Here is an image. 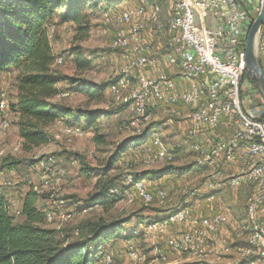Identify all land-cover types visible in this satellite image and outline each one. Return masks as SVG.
<instances>
[{
    "label": "rangeland",
    "instance_id": "374dc122",
    "mask_svg": "<svg viewBox=\"0 0 264 264\" xmlns=\"http://www.w3.org/2000/svg\"><path fill=\"white\" fill-rule=\"evenodd\" d=\"M241 1L245 5L248 4V8L259 9L260 12L262 0ZM119 2L121 3L119 7L128 8L131 0H119ZM107 5L106 0L99 2L94 12H87L91 25V36L86 41L76 40V28L71 23L59 24V21H55L50 27V40L55 57L51 70L67 79L66 82L58 85L60 93L52 100V103L85 112L106 111L111 115L96 121L95 126L90 130H84L82 122L74 125L68 118L58 120L47 130L50 143L27 151L20 137L18 115L12 110L18 94V74L11 72L4 80L5 91L0 92L5 94L4 102L7 101L5 120L8 124L7 131L0 134L1 189L10 203V214L16 223H20L22 198L30 189L37 188L41 195L39 207L45 212L47 220L46 227L57 230L62 236L69 235L71 239L79 238L85 232L86 227L92 223L112 219L132 220V224L124 226L131 231L127 235L136 230L135 235L141 234V236L136 239L131 238L129 241L124 240V246L120 250L108 248L106 255L111 256V264H169L171 262L197 264L199 261L191 257L188 252L178 251L176 254V251L169 247L168 239L161 233L156 234V230H151V225L166 220L168 216L177 210L180 211L183 207L196 206L195 202L191 205L185 204L189 199L192 200L193 196L184 195L182 199L184 193L189 195L194 193V198L203 200V202L208 200L209 196L214 198L212 194L207 196V193L202 190L203 182H206V176L211 172L196 165L197 154L194 150L196 142L182 130L184 120L169 117L161 110L158 113L156 109H151L152 117L149 121H137L132 103L122 104L111 95V87L121 84L125 75L128 74L131 84L125 87L124 93H128L133 87L138 88L141 76L139 73L131 72V65H125L123 49L118 51L112 49L113 42L120 33L115 27L118 26V18L115 15L119 13V10L111 8L104 11ZM149 8L151 14L146 16L147 26H154L160 20L158 17L161 14V8L159 5H152ZM153 8H158L160 11L154 18L152 17ZM259 12L253 11L255 19ZM261 31L263 34L264 26ZM126 32L130 44L128 49H135L137 38L134 37L132 31ZM167 37L169 42H167L166 53L173 55L177 61L176 65H169L173 70L178 71L180 78L181 58L171 51L169 47L171 37L169 35ZM78 57L91 61V66L81 67L78 64ZM122 66H124V73H122ZM248 73L246 78L250 79L252 85L251 95H258L254 105L264 110V96ZM109 83L113 84L102 88ZM77 87H81L83 92H76ZM1 101L0 97V103ZM150 125L153 127L151 131L154 135L150 136L151 142H148V136L143 144L146 145L148 142L145 146L146 152L143 151V145L138 148L132 147L111 170L105 171L116 152V144L141 136ZM68 130H71V133ZM98 133L111 136V139L106 140L109 146L95 142L94 138ZM156 137H158V143L165 146L164 148L170 154L177 156L173 157L174 161L160 162L157 160V154L161 151L160 147L159 152H156V157L145 160L148 154L154 151L151 145L155 143ZM77 157H80L79 160L76 159ZM10 161H21L26 166L33 165V168L29 171L23 168L10 172L6 166ZM194 164V168L190 167ZM151 171L166 172L163 175L164 180H161L162 184L154 187L156 191L154 188L150 191L155 195L157 190H161L168 196L166 201H160L156 195V198L153 197L152 201L147 203L136 191V183H143L147 186L144 180H136V176L145 175ZM110 181L114 182V187L108 191L110 194L121 195L119 201L111 205L95 202L100 193H104L103 188ZM46 182L49 184L44 186ZM199 190L202 191L198 192ZM225 196L223 201L235 210L233 193L227 192ZM205 207L206 204L203 203V207L199 209L200 213L205 211ZM223 211L229 213L230 210L226 208ZM48 215H51V221ZM163 215L167 216L157 220ZM246 226H249L248 222ZM127 242L133 243L135 260L126 259ZM111 244L108 243L107 246ZM215 255L216 253L213 252L202 263L211 264Z\"/></svg>",
    "mask_w": 264,
    "mask_h": 264
},
{
    "label": "built area",
    "instance_id": "2783aa9c",
    "mask_svg": "<svg viewBox=\"0 0 264 264\" xmlns=\"http://www.w3.org/2000/svg\"><path fill=\"white\" fill-rule=\"evenodd\" d=\"M244 6L241 0H176L169 19L164 22L161 18L154 26L146 23V16L151 14L149 5L119 9L115 15L118 26L115 27L120 39L115 44L125 51V65H131V72L141 76L136 95L143 96L144 116L149 120L152 117L149 108L155 105L169 117L186 118L196 130L215 133L223 125L232 131L228 138L216 139L209 145L196 142V161L213 163L214 178L206 179V187L224 185L237 190L249 186L247 205L254 206L259 225L264 226V110L255 107L258 95H251L252 85L246 78L247 37L255 21L252 13L259 9ZM211 14L218 15L221 29L209 28L199 21L200 17ZM124 31H132L137 38L135 49H128ZM153 32L160 38L163 32H171L172 42L180 50L184 62L183 78L149 75L150 71L158 72L160 66L173 71L167 53L153 49L149 36ZM258 52L264 69L261 48ZM119 95L117 93L118 101ZM177 107L188 109L187 116L177 111ZM245 116H252V124H245ZM134 121L136 124L135 118ZM3 123L4 119L0 129ZM251 138L259 139V148H251ZM151 146L154 151L145 160L153 159L159 152L158 137ZM172 157L177 156L168 155ZM222 163L236 165L234 175L226 177L216 171ZM137 190H142V197L161 195V190L154 195L147 186ZM214 202H208L210 215H202L199 208L192 206L187 215L173 222V226L156 228V234H163L169 244H175L176 254L179 250L196 247L197 251H207L208 256L209 250H215L214 238L219 234L215 233V224H222L223 229L230 219L229 213L216 212L212 206ZM238 235L239 229L236 239ZM127 244L126 259L135 260L133 243ZM233 264H264L263 242H258V250H252V257L233 258Z\"/></svg>",
    "mask_w": 264,
    "mask_h": 264
},
{
    "label": "trees",
    "instance_id": "16d2710c",
    "mask_svg": "<svg viewBox=\"0 0 264 264\" xmlns=\"http://www.w3.org/2000/svg\"><path fill=\"white\" fill-rule=\"evenodd\" d=\"M102 1L105 0H0V76L11 72L18 74V94L12 110L18 115L19 133L27 151L49 144L47 130L58 120L68 118L74 125L82 122L84 130H90L96 121L111 115L106 111L85 112L52 103L60 93L58 85L67 79L51 70L55 57L50 27L55 21H59V24L71 23L76 28V40L86 41L91 36L87 12H94ZM106 1L108 5L104 11L121 4L119 0ZM77 60L83 68L92 64L86 58L78 57ZM248 75L256 84L252 75ZM113 83L102 88L110 87ZM75 90L83 92L81 87ZM152 129L150 125L141 136L116 144V152L105 171L111 170L127 150L142 146L147 137L153 134ZM99 133L95 135V142L109 146L106 140L111 136ZM6 166L10 172L33 168V165L26 166L21 161H10ZM194 167L195 164L192 165ZM164 174V171H151L143 176L158 179ZM113 184V181L107 183L103 188L104 193H100L95 202L111 205L119 201L121 195L108 191L114 187ZM40 197L37 188L30 189L23 196L21 222L16 223L0 185V264H106L105 259L109 256L106 254L110 248L108 243L129 241L141 236L135 235L136 230L127 235L131 231L124 226L132 224L130 219L89 224L77 239L62 236L57 230L46 227L45 213L39 207Z\"/></svg>",
    "mask_w": 264,
    "mask_h": 264
},
{
    "label": "crops",
    "instance_id": "0c3cea01",
    "mask_svg": "<svg viewBox=\"0 0 264 264\" xmlns=\"http://www.w3.org/2000/svg\"><path fill=\"white\" fill-rule=\"evenodd\" d=\"M175 1L176 0H131V2L128 4H129V7H139V6H144V5H149V6L159 5V7L161 8L160 19L162 18V20L164 22H166L169 19V16L172 12ZM119 6L120 5L117 4L114 7H112V9L113 10H119V9L122 10L125 8V7H119ZM246 7H248V6H246ZM252 15H253V13H252ZM201 20L209 28H213V29H221L222 28V23L219 20V17L217 14L206 15L202 19L200 17L199 21H201ZM149 36H150V40L152 41V44H153V49L155 51H159L161 53L166 52L168 37H167L165 32H163V37H161V38L157 33H154V32L152 34L150 33ZM118 37H120V33H119ZM124 38L128 40L126 31H124ZM176 63H177V61L174 63L169 61V64L173 65V66L176 65ZM157 74H165V75L170 76L172 78H174V77L179 78V73L177 70L172 71L170 69H167V67H165V66H160L158 69V72H154V71L149 72L150 76H156ZM7 75H10V73L2 74L0 76V87H1V90H3V91H5V88H6V87H4V85H5L4 80H6ZM180 78H182L181 73H180ZM121 102H122V104H125V102H123V101H121ZM151 109H156V111L158 113L160 111V109L158 107H156L155 105L150 106V108H149L150 112H151ZM176 110L180 111L181 114L184 115V117H186L187 114L189 113V110L184 108V107H177ZM182 120H184V122H183V126H181V127H182V130L185 131L184 133L187 134L191 140H193L195 142L203 143L205 145L211 144L216 139L228 138L232 134V131L223 125L220 126L219 129L215 133H211V132H207L205 129L196 130L195 127L192 125V123L189 120H187L186 118H182ZM151 137H152V135H151ZM151 137L148 138V142H151V140H152ZM148 142L146 143V145H143V147H142L144 152H146L145 146L148 145ZM190 167H192V165ZM202 169L206 170V168H202ZM207 170H209V169H207ZM236 170H237L236 165L222 163V164H220V166L218 167V169L216 171L221 172L226 177H228V176L230 177V176L234 175ZM209 171L211 172V170H209ZM210 174L212 175V173H210ZM210 174L208 176H206L207 179L210 178V176H211ZM143 175L136 176L137 177L136 179H139L140 177H142L141 180H144L146 182L145 184L147 185V187L150 191L152 188L161 185L162 184L161 180H164L163 178L165 177V176H163L160 179L159 178L158 179H151V177H149L147 175L146 176H143ZM201 176L204 177L203 175H201ZM205 183L206 182H203L204 186H202V188H203L202 190L207 193L206 194L207 196H209L210 194H212L214 196L215 202H214V205H212V206L215 208L216 212L223 211L226 208L230 210L229 211V213H230L229 222L224 226L223 229H222V224H221V226L217 232L219 234L214 238L215 250H212L210 255L213 252H215L216 255L210 263L211 264H233V259H232L233 257L234 258L252 257V250H254V249H252L248 245L247 233L243 234L240 230L241 227L247 225V215H246V211H245V205L247 202L246 197H247V195L250 194V191H251L250 187L249 186H243L242 188L237 189V190H233V189H229V188H225V189H221V190H211L205 186ZM202 190H199L198 192H201ZM155 191H156V189H155ZM198 192H197V194H199ZM227 192L233 193L232 198H233L235 210H233L231 206L227 205L223 201V198ZM184 195L186 197L193 196L192 200L189 199V201H186L185 204L189 203V205H191L192 202H195L196 207L200 209V207L201 208L203 207V203H204V204H206L205 211L202 212L201 214L202 215H210L211 214V206H209L207 200H205L204 202H203V200H197L196 198H194V193L190 194V195L184 193V194H182V196H183L182 199H184V197H185ZM242 202H243V204H242ZM188 207L189 206H186L183 208H188ZM166 216L167 215L160 216V218H158L157 220L164 219ZM237 229H239L238 239H236ZM123 242H124V240H120L117 243H114V244L112 243L110 248L114 249L116 251L120 250L124 246ZM182 252H184V251H182ZM191 257L196 259L194 256H191ZM169 264H178V263L171 262ZM197 264H199V262H197Z\"/></svg>",
    "mask_w": 264,
    "mask_h": 264
},
{
    "label": "bare ground",
    "instance_id": "6f19581e",
    "mask_svg": "<svg viewBox=\"0 0 264 264\" xmlns=\"http://www.w3.org/2000/svg\"><path fill=\"white\" fill-rule=\"evenodd\" d=\"M158 11H159L158 8H153V11H152V17L153 18L157 15ZM158 18H160V16ZM112 20H115V19H112ZM150 21H152V20H150ZM150 24H152V23H150ZM167 33H168L167 35H169L171 37V44L168 43L170 45L169 46L170 49H172L171 51H173V53H175V54L180 56V50H178V48L176 47L175 43L172 42V34H171V32H167ZM259 35H260V42L258 40V48H261V53H262V55L264 57V40H263L264 33L262 34V31H261V33H259ZM119 39H120V37H117V38H115V40L113 42L112 49L115 50V51H118L119 49H122V47H118L115 44V41H118ZM124 42H128V46L130 45L129 41L127 39H125V38H124ZM168 42H169V40H168ZM170 54H172V53H170ZM124 55L125 54H123V56ZM168 59L172 63L176 62V58L173 55H168ZM180 65H181V68H180L181 69V71H180L181 72V77L183 78L184 62L182 61V59H181ZM139 83H140V85H139L138 88H134V87L132 88L131 87L132 89H130L128 91V93H124L123 91H124L125 87H128L131 84L129 82V80H128V74H127V75L124 76V79L121 82V84H116V85H113L111 87L110 92H111V95L117 100H118V97H116L117 93H120L119 101H123V102H125V104L132 103L134 111L136 113L137 121H145L146 122V121H149V117L144 116L145 101L143 99V96L136 95L139 92V88L141 86V81ZM136 84H138V83H136ZM123 85H125V86L123 87V89H121V86H123ZM0 97L2 98V101L0 103V122L3 121V119H4L3 129H0V134H1L2 132H4L7 129L8 124H7V120H5V115H6L5 114L6 113L5 110H6V102H7V101L4 102L5 94L2 92L0 94ZM245 124H252V116H245ZM68 131H69V133H71V130H68ZM156 139H157V137H156ZM158 145H159L161 151H160L159 154H157V160H159L160 162H163V161H168V162L169 161L170 162L174 161L173 157L172 158H168V155H172V154H170L164 148L165 146L163 147V145L160 144V143H158ZM251 148H259V139L258 138H251ZM194 150H195V152L197 154V157H198V148H197V146H194ZM196 164L199 167H201V168H206V169L211 170L212 175L210 174L211 176H210L209 179H213L214 178V168H213V163L212 162H209V161H196ZM48 184L49 183L46 182L44 186H47ZM141 186H145V185L143 183H136V185H135L136 191L138 192V194L141 196V198L145 202L150 203L152 201L153 197H142V190H137ZM225 188H227V187H225L224 185H216V187H208V189H211V190H221V189H225ZM167 198H168V196L166 194H164L163 192H161V195H158V199L160 201H166ZM209 201H214V198L209 196L207 202H209ZM59 203L61 205L63 204L61 202H59ZM191 209H192V207H188V208H182L180 211L179 210L175 211L170 216H168L166 220H163V221H161L159 223H153L151 225V230H156V228H166L168 226L173 225L174 221L178 220L183 215H187L191 211ZM245 211H246L247 222H248L249 226L248 227L247 226H243V227L240 228V230H241V232L243 234L247 233L248 245L252 249L258 250V242L261 241V242H263V245H264V226L259 225V218H257V216L255 215L254 206L247 205V202H246ZM50 216L48 215V219L51 221V217ZM220 226H221V224H215V233L218 232ZM168 245H169V247L172 250L176 251L175 244H169V239H168ZM179 251L188 252L191 256H194L199 262H201L199 264H203L202 262L206 261V259L210 256V253H211L212 250L208 251V256H207V251H197L196 247H188L187 250H179ZM105 262H106V264H110L111 263V257L107 256L106 259H105Z\"/></svg>",
    "mask_w": 264,
    "mask_h": 264
},
{
    "label": "water",
    "instance_id": "95a60500",
    "mask_svg": "<svg viewBox=\"0 0 264 264\" xmlns=\"http://www.w3.org/2000/svg\"><path fill=\"white\" fill-rule=\"evenodd\" d=\"M264 26V0L261 1V10L253 22L248 33L246 44V69L257 83L264 96V69L258 52V40L261 28Z\"/></svg>",
    "mask_w": 264,
    "mask_h": 264
}]
</instances>
